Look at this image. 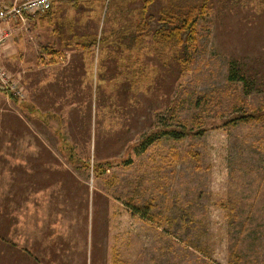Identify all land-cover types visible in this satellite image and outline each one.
Segmentation results:
<instances>
[{"label": "rangeland", "instance_id": "1", "mask_svg": "<svg viewBox=\"0 0 264 264\" xmlns=\"http://www.w3.org/2000/svg\"><path fill=\"white\" fill-rule=\"evenodd\" d=\"M49 1L1 27L0 264H264V0Z\"/></svg>", "mask_w": 264, "mask_h": 264}, {"label": "trees", "instance_id": "2", "mask_svg": "<svg viewBox=\"0 0 264 264\" xmlns=\"http://www.w3.org/2000/svg\"><path fill=\"white\" fill-rule=\"evenodd\" d=\"M148 4H149V0H145L144 3L142 4V8H141L142 12L145 11ZM202 6L201 8L200 7L189 8L188 11L180 17V19H177V17H175L172 14L171 15L162 14V16L160 17V21L171 24L173 20H177L178 25L171 26L169 30H165V29L156 30L152 34L154 42L161 48H169V49L178 48L183 45L188 46V45L194 44L195 43V20L197 17L202 15V10H203ZM91 46H92V43H89L85 47L89 48ZM44 53L50 56L51 61L53 59V56H57V53L55 51H50L46 47L44 48ZM8 99L15 100V98L12 95H8ZM209 103L211 102L210 101L208 102V100L201 98L195 102V107L203 109V108L209 107L210 106ZM231 104H233L231 105V107L234 108L235 106L234 103H231ZM239 120L241 122H247L249 121V117L247 115H241V117H239ZM192 123L196 126L200 125L199 120L198 118H196V116L192 118ZM188 132L189 131L185 127V125L180 124V128L170 130L167 133L172 138L179 139L181 136L188 134ZM166 221L175 230L174 232L180 229H183V231L187 235L191 232V230L194 227V222L192 221L191 216L185 210L178 208L175 205H174V211L171 212L170 218H168Z\"/></svg>", "mask_w": 264, "mask_h": 264}, {"label": "built area", "instance_id": "3", "mask_svg": "<svg viewBox=\"0 0 264 264\" xmlns=\"http://www.w3.org/2000/svg\"><path fill=\"white\" fill-rule=\"evenodd\" d=\"M50 9L49 0H0V42L12 35V30L3 32L2 25L19 23L24 25L27 17L46 13ZM9 75L0 69V91L6 95H18V90L13 87ZM12 93V94H11Z\"/></svg>", "mask_w": 264, "mask_h": 264}, {"label": "crops", "instance_id": "4", "mask_svg": "<svg viewBox=\"0 0 264 264\" xmlns=\"http://www.w3.org/2000/svg\"><path fill=\"white\" fill-rule=\"evenodd\" d=\"M3 1H5V2H9L10 0H3ZM73 1H75V0H62L61 2H63V4L64 5H69V6H72L73 7ZM78 1V0H77ZM66 17H65V19L67 18V15H65ZM51 23L52 22H49V24L51 25ZM3 25H7L8 26V24H3ZM3 25H2V27H3ZM54 31L58 34V32H57V30H53L52 31V34L54 33ZM57 34H55V35H57ZM51 43L53 44V43H57V39H54V40H51ZM10 50L9 49H7V50H5V51H2L1 52V54H0V61H1V59H2V56H3V58H5L6 59V61L8 60V57H10ZM9 54V55H8ZM5 55L7 56V58L5 57ZM8 64V63H7Z\"/></svg>", "mask_w": 264, "mask_h": 264}]
</instances>
